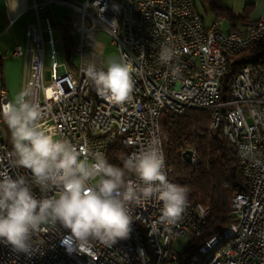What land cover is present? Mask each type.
Instances as JSON below:
<instances>
[{"label": "built area", "instance_id": "built-area-1", "mask_svg": "<svg viewBox=\"0 0 264 264\" xmlns=\"http://www.w3.org/2000/svg\"><path fill=\"white\" fill-rule=\"evenodd\" d=\"M134 1L135 8H126V0H87L80 7L71 5L80 12L81 26L80 39L73 49L78 64H68L70 68L51 36L53 20L46 18L47 27L42 30L40 5L34 3L37 21L27 26L25 46L13 49L14 55L23 58L21 91L28 89L32 93L30 99L41 109V123L53 129L55 138L70 141L78 150L102 153L106 158L118 142L125 149L124 159L142 151L152 139L157 140L153 116L158 107H166V115H181L188 109L210 111L211 102L221 100L219 112H210V128L222 127L228 141L239 147V162L243 163L249 186L236 191L231 203L234 221L230 224L235 229V222H242L241 238L205 264H264V64L243 65L229 80V99L219 91L221 75L239 56L236 48L250 49L264 40V14L255 20L261 32L239 35L222 31L219 23L205 26L194 0ZM128 13H135V21H128ZM7 14L10 17L8 11ZM98 29L108 32L120 57L133 63V90L121 104L98 96L82 71L88 62L105 68L92 48ZM163 45L171 46L175 52L167 64L159 58ZM46 62L51 70L48 83L44 81ZM9 102L6 89L0 87V108ZM222 108H229V115H222ZM4 138H11V134L0 135L1 168L8 165L12 154L4 149ZM187 151L196 163L195 146L186 143L180 153L183 156ZM123 161L119 167H123ZM10 174L20 176L18 168L10 169ZM126 178L136 179L134 174ZM29 186L36 196L42 195L33 177ZM160 207L147 201L134 212L147 219L148 234L163 264H178L181 253L172 249L174 237L186 236L184 227L200 230L209 207L190 202L182 219L170 226L154 225ZM47 227L46 232L34 236L30 256L16 254L10 245L0 242V264H142L141 247L132 227L129 236L112 247L97 241L79 249L73 244L71 250L62 243L69 237L67 229L59 224ZM129 242H136L134 252H126Z\"/></svg>", "mask_w": 264, "mask_h": 264}, {"label": "clouds", "instance_id": "clouds-1", "mask_svg": "<svg viewBox=\"0 0 264 264\" xmlns=\"http://www.w3.org/2000/svg\"><path fill=\"white\" fill-rule=\"evenodd\" d=\"M174 55L171 46L163 45L159 58L167 64ZM82 71L103 99L121 104L130 98L134 68L124 56L109 58L105 68L88 62ZM31 95L25 89L0 108L13 146L8 165L0 168V242L30 256L34 236L59 224L69 232L62 241L69 250L73 244L79 249L97 241L112 247L129 236L134 210L147 201L162 205L154 225H175L182 219L189 191L168 180L156 139L118 167L102 153L78 150L70 141L55 138L53 129L41 123L40 106ZM14 168L30 170L42 195L36 196L24 177L11 175ZM129 174L136 179H127Z\"/></svg>", "mask_w": 264, "mask_h": 264}, {"label": "trees", "instance_id": "trees-1", "mask_svg": "<svg viewBox=\"0 0 264 264\" xmlns=\"http://www.w3.org/2000/svg\"><path fill=\"white\" fill-rule=\"evenodd\" d=\"M194 1L202 18L196 0ZM208 1L211 7L214 6V0ZM224 15L231 20L236 18L231 11H225ZM67 21V24L63 25L64 31L60 47L64 59L72 66L75 57L73 49L77 42H74L73 29L68 19ZM245 64H264V40L229 62L220 77L221 96L226 99L230 98L229 80ZM210 112L211 110L188 109L181 115L162 114L159 122L164 152L165 149L167 151V156L165 153L166 162L172 168L171 182L185 186L189 191V200L192 203H201L209 207L204 223L200 230H197L198 233L192 235L182 256L190 254L215 231L227 227L234 221L231 207L234 194L246 187L237 149L225 137L222 127L209 128ZM186 143L195 146L196 163L189 164L183 160L180 150ZM9 145L13 148L10 138ZM124 154V147L115 142L110 148L107 160L119 167L124 159ZM189 251L191 252L189 253Z\"/></svg>", "mask_w": 264, "mask_h": 264}, {"label": "crops", "instance_id": "crops-1", "mask_svg": "<svg viewBox=\"0 0 264 264\" xmlns=\"http://www.w3.org/2000/svg\"><path fill=\"white\" fill-rule=\"evenodd\" d=\"M86 1L15 0L13 2L11 0H0V87L6 89L11 101L21 90L23 80V58L14 55L13 49L16 45L25 46L27 26L37 21L33 8L34 3L40 5L38 17L42 30H46V18L50 17L53 21H57L62 16L66 19L65 23H67V19L69 20L72 29L77 28L80 30V12L71 5L80 7ZM196 3L197 6L198 3L202 4L203 12L199 11L204 25L209 27L218 21L220 29L225 32L233 29H243L264 14V0H214V6L212 7L208 0H196ZM65 8L73 10V20L67 16ZM225 11L233 12L236 18L229 19L224 15ZM63 31L62 26V35ZM60 45L58 46L60 47ZM92 48L99 53L102 59L103 46L95 45L93 42ZM102 62L106 67L107 61L102 60Z\"/></svg>", "mask_w": 264, "mask_h": 264}, {"label": "bare ground", "instance_id": "bare-ground-1", "mask_svg": "<svg viewBox=\"0 0 264 264\" xmlns=\"http://www.w3.org/2000/svg\"><path fill=\"white\" fill-rule=\"evenodd\" d=\"M15 2V0H11ZM126 8H135L134 0H126ZM128 21H135V13H128ZM215 23H218L215 22ZM261 32V25H255V22H251L249 25L245 26L240 30H229L227 33H235L239 35H248L251 32ZM249 48H236V55L244 52ZM249 65V64H248ZM221 107V100H214L211 102L210 110L211 112H219V108ZM162 114H166V107H158L153 116V131L158 140V146L164 155L165 160V171L167 173V178L171 182L170 175L172 173V168L167 165L166 156L163 148V144L161 141L160 135V117ZM222 115H229V108H222ZM0 124H4L3 118L0 117ZM212 129V128H211ZM0 135L9 136L8 131L5 129L4 125H0ZM237 149V154L239 160H241V152L238 146H235ZM4 149L7 153H12L13 148L9 145V138H4ZM185 161V160H184ZM190 163H194V159H190ZM243 177L246 179V187L249 186V178L243 170V163L241 162ZM1 168V167H0ZM18 174L24 177L28 184H32V174L28 169L18 168ZM191 201L189 200V203ZM188 210V207L186 208ZM135 215L134 221L131 227L135 230L139 246L141 247V253L146 257H141L142 264H163V258H161L157 250L155 248V244H152L151 238L148 234L147 219H142L139 215L134 212ZM220 229V228H219ZM197 231V230H196ZM192 227H184V234L187 233L192 234L195 233ZM198 233V232H197ZM196 233V234H197ZM221 235V236H219ZM242 235V222H235V229H232V224H229L227 227L215 231L210 237L206 240L202 241L200 245L196 247L192 252L189 251L190 254L186 256H182L178 261V264H205V261L209 258H213L219 256V254H224L227 250V247L230 246L233 242L238 241ZM219 236V237H217ZM214 237H217L215 240H212ZM212 240V241H211ZM211 241V243H210ZM209 246L205 248L208 244ZM205 248V249H204ZM136 250V242H129L126 244V252H134ZM166 264H176L175 262H166Z\"/></svg>", "mask_w": 264, "mask_h": 264}, {"label": "rangeland", "instance_id": "rangeland-1", "mask_svg": "<svg viewBox=\"0 0 264 264\" xmlns=\"http://www.w3.org/2000/svg\"><path fill=\"white\" fill-rule=\"evenodd\" d=\"M198 7H199L198 9L201 12H203V8H202V4L201 3H198ZM65 11L67 12V16L70 17V19L73 20V17H74L73 13H72L73 10H71L70 8H65ZM65 20L66 19L63 18V16H62L60 19H57V21H53L54 24L52 26V31H53L52 37L55 40V43L57 44V46L60 45L61 40H62L61 39L62 26L65 24ZM66 22H68V21H66ZM253 22H255V21H253ZM55 23H57V24H55ZM86 24H88V22ZM233 30H239V29H233ZM73 39H74V42H78L79 39H80V30H78L77 28L73 29ZM112 39H113V37L108 32H106L103 29H98L96 31V33H95L94 44L103 46V51H102L103 55H101V56H103L102 60H104V61H108L109 58H117V59L120 58V53H119L117 44L116 43H112ZM60 53L63 55L62 50L60 51ZM239 54H241V53H239ZM64 63L66 64L67 68L71 67V66L68 65V63L65 60H64ZM73 63L78 64V60L76 59V57H74ZM50 73H51L50 63L46 62L45 65H44V81H45V83H48L50 81V79H51ZM22 79H23V77H22ZM19 92H21V90H19ZM12 101H14V99H12ZM4 124H5V122H4ZM4 127L8 131V135H9L10 132H9V129L7 128V125H4ZM10 142H11V138H10ZM165 153H166V156H167L166 149H165ZM241 171H242V166H241ZM242 175H243V173H242ZM244 180H245V183H246L245 177H244ZM245 186H246V184H245ZM195 233L194 232L192 234L187 233V235L183 236V237H180V236L174 237L173 242H172V249L174 251H176L177 253H181L182 254L186 250V248L188 247V245H189V243L191 241L192 235H194Z\"/></svg>", "mask_w": 264, "mask_h": 264}, {"label": "water", "instance_id": "water-1", "mask_svg": "<svg viewBox=\"0 0 264 264\" xmlns=\"http://www.w3.org/2000/svg\"><path fill=\"white\" fill-rule=\"evenodd\" d=\"M190 151H187L186 153L183 154V159L185 160L186 163H190Z\"/></svg>", "mask_w": 264, "mask_h": 264}]
</instances>
